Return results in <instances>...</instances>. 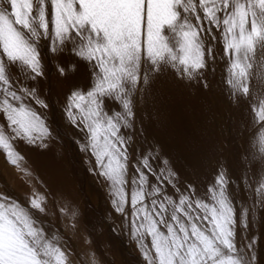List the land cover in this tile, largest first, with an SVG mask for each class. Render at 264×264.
<instances>
[{
  "label": "snow or ice",
  "instance_id": "1",
  "mask_svg": "<svg viewBox=\"0 0 264 264\" xmlns=\"http://www.w3.org/2000/svg\"><path fill=\"white\" fill-rule=\"evenodd\" d=\"M214 29L224 54L232 56L220 92L237 109L240 100L248 103L252 88L244 77L251 67L233 54L264 53V0H0V149L15 166L21 159L17 141L42 151L49 147V129L33 105L48 107L38 83L44 76L41 47L50 42L53 58L72 57L56 61L62 78L82 68L88 73V90L70 88L62 112L79 130V150L111 182V205L122 223L127 219L143 264H264L254 239L264 218V179L255 185L246 179L249 168L264 177V102L248 103L247 124L241 121L249 149L241 155L238 188L217 160L197 191L175 167L176 147L147 134L150 127H168L184 101L179 90L211 91L200 33ZM207 52L215 62L212 49ZM254 78L264 81V73ZM184 147L198 150L191 142ZM43 199L22 206L0 192V264L80 259L59 245L40 218Z\"/></svg>",
  "mask_w": 264,
  "mask_h": 264
},
{
  "label": "rangeland",
  "instance_id": "2",
  "mask_svg": "<svg viewBox=\"0 0 264 264\" xmlns=\"http://www.w3.org/2000/svg\"><path fill=\"white\" fill-rule=\"evenodd\" d=\"M220 35L215 29L211 35L200 33L206 48L209 69L205 70V75L211 91L202 93L199 88L179 90L177 95H184V101L171 114L168 127L153 126L147 133L150 139L156 137L176 147L175 167L182 180L196 184L197 191L203 188L201 181L206 182L210 173L215 171L217 160L228 166L234 186L239 187L236 178L242 172L241 155L249 149V130H241V121L247 124L248 103L254 99L264 102V91L260 90L264 81L254 78L258 72L264 73V53L259 51L255 57L250 51L247 56L243 51L238 56L233 54L243 66L251 67L249 76L244 77L252 88L248 103L240 100V107L236 109L224 100L220 88L229 77L232 56L224 54ZM171 40L175 44L176 37ZM49 45L50 42L41 47L44 76L38 83L39 94L48 107L41 109L33 105L49 129V147L42 151L17 141L14 149L21 159L15 166L8 162L0 149V192L19 201L22 206L33 197H43L45 213L40 218L51 227L60 246L79 255L80 259H74V264H92L93 257L96 264H143L138 243L129 238L127 219L122 223L120 214L111 205L115 199L111 182L98 176L94 158L79 150L75 142L79 139V130L66 121L62 112L70 88L75 85L88 90V73L82 68L70 79L62 78L56 70V61L59 59L63 64L72 57L65 54L53 58ZM208 48L215 54V62L208 56ZM197 94L201 96L199 101L194 100ZM189 100L193 102L186 107ZM202 105L206 106V111ZM185 142L197 145L198 150H186ZM246 179L255 185L264 177L249 168ZM262 233L264 218L255 227L254 239L259 241L257 249L260 253H264ZM148 239L145 237L146 241Z\"/></svg>",
  "mask_w": 264,
  "mask_h": 264
}]
</instances>
